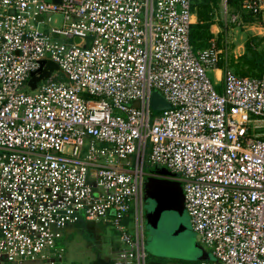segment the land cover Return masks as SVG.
Here are the masks:
<instances>
[{"label":"built area","instance_id":"obj_1","mask_svg":"<svg viewBox=\"0 0 264 264\" xmlns=\"http://www.w3.org/2000/svg\"><path fill=\"white\" fill-rule=\"evenodd\" d=\"M237 1L264 29V0ZM190 8L0 0V264H59L62 234L100 220L121 244L112 264H146L143 183L153 175L180 183L212 256L196 264H264V74L217 68L212 41L192 50ZM40 60L57 70L31 88ZM208 69L219 71L220 90ZM152 90L169 105L154 115Z\"/></svg>","mask_w":264,"mask_h":264},{"label":"rangeland","instance_id":"obj_2","mask_svg":"<svg viewBox=\"0 0 264 264\" xmlns=\"http://www.w3.org/2000/svg\"><path fill=\"white\" fill-rule=\"evenodd\" d=\"M224 4V0H217L214 10V20H216L219 26H212L211 30L213 32L219 29L222 30L221 34L225 38L224 41L228 54H234L236 57L242 54L244 51L243 42L250 36H255L259 39V41H256V47L258 49L264 48V29L260 28L263 24L257 20L251 23H246L243 20L240 21V10ZM42 16L44 21L46 18L50 20L56 18L58 23L60 21L58 14H44ZM46 25V23L39 24L38 27L42 30L46 29ZM57 74L60 73L57 72ZM206 75L210 84L215 89H219L221 83L215 81L213 69L206 70ZM23 91L29 92L30 90L23 88ZM152 95L155 98L156 106L155 109L150 108L152 115L157 114L160 110L166 109L169 106L157 90H152L150 97ZM150 101L151 98L149 100V107ZM130 105L136 106L137 101L133 100ZM154 166L156 165L148 166L145 164L143 168L145 171H152ZM157 167H163L168 171L164 175L175 176V173L169 171L166 167ZM149 208H151V202L149 200H143L142 214ZM178 222L185 229L177 234H173V230L177 227ZM142 234L146 264L158 262L159 260L171 264H196L198 261L196 258L201 251L209 253L208 259H212L209 249L202 244L200 236L191 228L186 212H183L181 217H178L170 211L163 212L155 229H151L143 220ZM57 245L64 250V258L59 264H94L98 254L104 257H113L115 253L112 248L121 246L112 226L101 220L95 222L87 221L81 225L70 226L62 234Z\"/></svg>","mask_w":264,"mask_h":264},{"label":"trees","instance_id":"obj_3","mask_svg":"<svg viewBox=\"0 0 264 264\" xmlns=\"http://www.w3.org/2000/svg\"><path fill=\"white\" fill-rule=\"evenodd\" d=\"M216 3L217 0H191L190 10L194 13L195 21L189 28L190 47L196 51L209 46L212 41L215 47L220 50L217 68L221 70L228 68L237 76H262L264 73V48L258 49L256 47V41H259L258 38L255 36L248 37L243 42V53L236 57L234 54H228L224 41L225 38L221 34L222 30L219 29L216 32L211 30L212 26H219L216 20H214ZM225 4L228 7L240 10V21L243 20L246 23H251L257 20L261 22L256 15L241 10L237 0H225ZM217 90H220V88ZM81 224H83L82 221L74 225Z\"/></svg>","mask_w":264,"mask_h":264},{"label":"water","instance_id":"obj_4","mask_svg":"<svg viewBox=\"0 0 264 264\" xmlns=\"http://www.w3.org/2000/svg\"><path fill=\"white\" fill-rule=\"evenodd\" d=\"M57 1V0H54ZM75 44L81 43V38L73 37ZM53 70H57V65L50 60H40L39 67L30 74L28 84L34 88L35 82L49 75ZM150 108L155 109V98L150 97ZM152 172L157 174H167V170L163 167L154 166ZM143 200L151 202V208L143 212V220L151 228L157 227L160 216L163 212H173L181 217L184 211L183 194L180 183L177 180L167 179L160 176H146L143 183ZM185 227L178 222L177 227L173 230V234H177L184 230ZM209 253L201 251L197 260H207ZM209 260V259H208Z\"/></svg>","mask_w":264,"mask_h":264},{"label":"crops","instance_id":"obj_5","mask_svg":"<svg viewBox=\"0 0 264 264\" xmlns=\"http://www.w3.org/2000/svg\"><path fill=\"white\" fill-rule=\"evenodd\" d=\"M218 73H219V71H217V75H216V73H214L215 74V81H217V82L219 81L218 78L216 79V77H218ZM120 247L115 246L114 249L112 248L113 252L115 253L116 250H118ZM111 257H104V256H101L98 254L95 258L94 264H112ZM149 264H171V263H168V262L164 263V262H162V260H159L158 262H153V263H149Z\"/></svg>","mask_w":264,"mask_h":264},{"label":"bare ground","instance_id":"obj_6","mask_svg":"<svg viewBox=\"0 0 264 264\" xmlns=\"http://www.w3.org/2000/svg\"><path fill=\"white\" fill-rule=\"evenodd\" d=\"M217 71H218V70H214V73H216V75H217ZM217 78H218V77H216V79H217Z\"/></svg>","mask_w":264,"mask_h":264}]
</instances>
